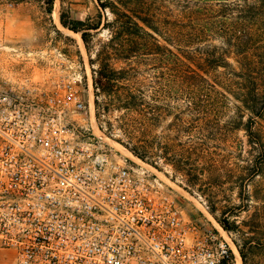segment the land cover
Masks as SVG:
<instances>
[{
	"label": "built area",
	"instance_id": "built-area-1",
	"mask_svg": "<svg viewBox=\"0 0 264 264\" xmlns=\"http://www.w3.org/2000/svg\"><path fill=\"white\" fill-rule=\"evenodd\" d=\"M80 84L74 71L45 83L0 71L4 264H235L222 227L90 131Z\"/></svg>",
	"mask_w": 264,
	"mask_h": 264
},
{
	"label": "trees",
	"instance_id": "trees-1",
	"mask_svg": "<svg viewBox=\"0 0 264 264\" xmlns=\"http://www.w3.org/2000/svg\"><path fill=\"white\" fill-rule=\"evenodd\" d=\"M96 1L99 18L105 10L111 15L104 16L102 26L109 38L90 59L97 66L92 68L96 96H107L119 109L149 110L142 114L148 120L175 110L170 126L194 134L184 143L169 144L179 159L197 154L212 162L220 154L210 151V140L243 129L247 155L236 156L233 172L239 195L248 198V182L264 174V130L255 127L264 117V0ZM100 21L62 24L79 31L87 43L89 30L98 29ZM117 62L125 65L117 67ZM142 72H150L149 93L138 82ZM222 110H235V117L227 125L213 117L214 132L206 134L203 116ZM185 114L195 117L189 121Z\"/></svg>",
	"mask_w": 264,
	"mask_h": 264
},
{
	"label": "rangeland",
	"instance_id": "rangeland-1",
	"mask_svg": "<svg viewBox=\"0 0 264 264\" xmlns=\"http://www.w3.org/2000/svg\"><path fill=\"white\" fill-rule=\"evenodd\" d=\"M99 11L96 0H0V71L12 78L24 74L40 83L55 74L79 73L81 97L85 105L90 106L89 113L84 115L90 131L109 141L111 146V141L116 142L133 155L132 159H140L165 175L187 212L223 228L241 264H264V174L248 182L249 197L242 198L233 172L239 162L236 156L247 155L244 130H233L228 133L230 137L212 138L210 151L220 154L216 159L214 155L212 162L197 154H192L188 160L179 159L172 156L169 144L184 143L192 132L170 126L175 110L164 111L158 120H148L142 114L149 110L119 109L107 96H96L92 68L97 66L91 64L90 59L95 58L96 51L108 40L109 33L102 26L104 16L111 18L107 10L99 18ZM88 19H100L101 23L98 29L89 30L87 43L82 41L79 31L62 24V21L70 24L73 20L86 22ZM124 65L116 63L117 67ZM142 73L143 76L137 77L138 82L148 88L149 93L150 72ZM235 113V110H222L218 116L207 113L201 121L206 134L214 132L213 117H217L221 125H227ZM183 116L189 121L195 117ZM257 121L255 127L264 130V117ZM132 149H136L139 156ZM222 155L228 157L222 158ZM223 221L229 229L224 228ZM238 246L243 247L244 259ZM2 257L0 252V264H4Z\"/></svg>",
	"mask_w": 264,
	"mask_h": 264
},
{
	"label": "bare ground",
	"instance_id": "bare-ground-1",
	"mask_svg": "<svg viewBox=\"0 0 264 264\" xmlns=\"http://www.w3.org/2000/svg\"><path fill=\"white\" fill-rule=\"evenodd\" d=\"M57 13V12H56ZM53 17H55V16H53ZM57 18V17H56ZM56 21H57V19H56ZM106 138V137H105ZM107 140H109V139H107ZM109 142V141H108ZM111 144H112V146H115L120 152H122L125 156H127V157H129V158H133V155L127 150V149H125V148H123L122 146H120L119 144H117L116 142H113V141H111ZM161 173V172H160ZM179 188V187H178ZM190 197V196H189ZM191 199V198H190ZM201 207V210L205 213L206 212V210L204 209V207L202 206V205H200ZM207 213V212H206ZM205 213V214H206ZM204 214V215H205ZM207 216V215H206ZM211 219V218H210ZM219 227V226H218ZM235 264H241V261H240V258H239V255L237 254V252L235 253Z\"/></svg>",
	"mask_w": 264,
	"mask_h": 264
}]
</instances>
